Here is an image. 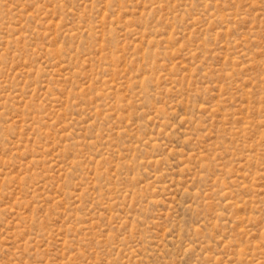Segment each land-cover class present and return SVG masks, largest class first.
<instances>
[{
	"label": "rangeland",
	"instance_id": "obj_1",
	"mask_svg": "<svg viewBox=\"0 0 264 264\" xmlns=\"http://www.w3.org/2000/svg\"><path fill=\"white\" fill-rule=\"evenodd\" d=\"M0 264H264V0H0Z\"/></svg>",
	"mask_w": 264,
	"mask_h": 264
}]
</instances>
